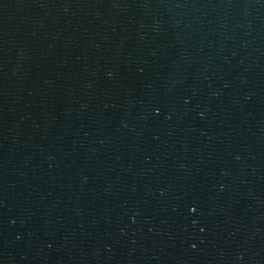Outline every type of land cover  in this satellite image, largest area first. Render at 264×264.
<instances>
[{
    "label": "water",
    "instance_id": "1",
    "mask_svg": "<svg viewBox=\"0 0 264 264\" xmlns=\"http://www.w3.org/2000/svg\"><path fill=\"white\" fill-rule=\"evenodd\" d=\"M0 264H264V0H0Z\"/></svg>",
    "mask_w": 264,
    "mask_h": 264
}]
</instances>
